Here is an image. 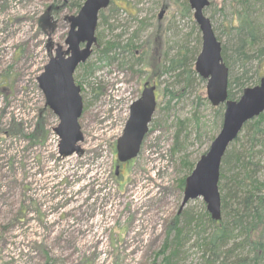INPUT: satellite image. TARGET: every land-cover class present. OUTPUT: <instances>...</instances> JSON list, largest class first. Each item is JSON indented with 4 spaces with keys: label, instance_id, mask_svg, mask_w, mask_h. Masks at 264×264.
Instances as JSON below:
<instances>
[{
    "label": "rangeland",
    "instance_id": "374dc122",
    "mask_svg": "<svg viewBox=\"0 0 264 264\" xmlns=\"http://www.w3.org/2000/svg\"><path fill=\"white\" fill-rule=\"evenodd\" d=\"M207 1L203 15L231 56L229 24L241 0ZM76 3L0 0V264H163L170 256L173 264H205L211 231L205 205L198 198L178 214L181 183L218 135L223 111L206 100L205 81L186 73L201 48L192 12L184 8L186 0H111L98 16L92 55L73 76L82 100L81 152L60 159L53 133L58 121L44 107L36 78L56 46L65 50L64 19L76 16ZM248 12L260 35L248 54L253 59L243 89L257 86L264 75V52L256 53L264 50V6ZM129 39L130 54L103 59L108 44ZM179 51L188 57L184 71L159 81L158 64ZM232 69L233 77H241L242 69ZM145 83L158 86L157 108L139 154L115 175V145ZM163 89L174 97L162 98ZM231 92L235 101L242 93ZM237 148L233 143L229 151ZM175 228L184 229L185 237L164 249L175 244ZM239 254L252 257L246 248ZM262 256L264 263V251Z\"/></svg>",
    "mask_w": 264,
    "mask_h": 264
},
{
    "label": "water",
    "instance_id": "95a60500",
    "mask_svg": "<svg viewBox=\"0 0 264 264\" xmlns=\"http://www.w3.org/2000/svg\"><path fill=\"white\" fill-rule=\"evenodd\" d=\"M109 3L110 0H85L76 16L66 18L69 24L63 44L66 49L56 46L54 56L36 79L44 97V107L58 120L53 132L59 139L58 153L62 159L81 152L78 143L82 142V135L78 120L82 113V100L80 89L74 84L73 74L91 56V48L96 43L94 32L98 13L105 10ZM187 4L201 36V48L194 62V72L206 82L205 95L209 104L214 108L223 105L224 111L218 135L184 181L178 214L189 201L200 198L210 220L217 223L221 220L218 192L221 160L243 126L264 113V75L257 86L243 90L236 102L229 101L228 69L221 58L220 43L214 36L209 20L203 15L209 3L207 0H187ZM163 14L164 11H160L157 19L160 20ZM154 93L155 86L144 84L139 99L129 107V117L115 146L119 165L134 160L140 152L155 112Z\"/></svg>",
    "mask_w": 264,
    "mask_h": 264
},
{
    "label": "trees",
    "instance_id": "16d2710c",
    "mask_svg": "<svg viewBox=\"0 0 264 264\" xmlns=\"http://www.w3.org/2000/svg\"><path fill=\"white\" fill-rule=\"evenodd\" d=\"M76 1V8L79 9L80 4L85 0ZM257 4L263 8L264 0L240 1L241 10L233 16L228 30L229 34H234L235 41L231 56L228 55L226 48L221 45V57L228 69L227 98L231 101H235L236 98L231 89L237 88L242 91L244 87V75L247 74L246 68L248 62L253 59L248 54L254 47H257L256 37L260 34L255 27V22H251L250 13L248 12L250 6ZM184 8L188 12L189 9L186 4ZM69 10L71 9L69 8ZM132 49L131 39L126 40L125 43L122 42V45L115 42L107 45L105 51L102 52V56L103 59L107 60L110 59V55L124 58V55L130 54ZM197 52L198 50H194L189 59L191 61L192 58L193 63ZM263 52L264 50H260L256 53L261 54ZM187 58L184 51H179L176 57L165 58L163 62L158 64L160 71L157 75L158 80L160 81L161 78L172 73L175 74V72H178L177 74L182 73L187 64ZM145 62L147 66H150L151 61L149 59H145ZM233 64L240 70L242 69L241 77H233ZM186 73L188 75L195 74L192 67ZM180 76L181 74L178 75V77ZM160 96L162 98L169 96L170 99L174 97L168 89L160 90ZM217 108H219L218 112L221 114L222 107ZM36 129L42 130V124H38ZM240 135L233 142L238 145L237 150L229 151L228 148L220 164L219 180L224 181L223 185H221V182L219 185L222 193L220 197L221 220L215 223L210 220L208 215H205L211 228L209 238L204 243L205 253L209 254L208 259L204 260L205 264H264L262 263L264 251V113L246 123ZM32 136V139L35 137V139L41 138L40 140H44V137ZM192 169L193 166L189 165L190 172ZM226 173L229 175L228 178H225ZM182 184L184 182L181 183V186ZM190 222L187 217L184 221L185 226ZM175 230L176 234L173 239L175 244H165L164 249L176 246V241L181 239L183 235L185 237L184 229L175 228L173 232ZM238 239L240 241L236 243ZM230 244H232V247L228 248ZM226 248L228 249L226 250ZM244 248L248 249L251 258H249V255H233ZM172 260V256L165 258L163 264H173Z\"/></svg>",
    "mask_w": 264,
    "mask_h": 264
},
{
    "label": "flooded vegetation",
    "instance_id": "af4514ba",
    "mask_svg": "<svg viewBox=\"0 0 264 264\" xmlns=\"http://www.w3.org/2000/svg\"><path fill=\"white\" fill-rule=\"evenodd\" d=\"M145 84H148V86H154L155 85L156 86V91H157L158 86L156 84H152V85H150L149 83H145ZM142 88H143V86H142ZM142 88H141V91H142ZM114 174H115V172H114ZM117 174H118V171H117V173L115 175H117Z\"/></svg>",
    "mask_w": 264,
    "mask_h": 264
},
{
    "label": "bare ground",
    "instance_id": "6f19581e",
    "mask_svg": "<svg viewBox=\"0 0 264 264\" xmlns=\"http://www.w3.org/2000/svg\"><path fill=\"white\" fill-rule=\"evenodd\" d=\"M257 85H258V84H257ZM245 89H248V88H244L243 90H245ZM243 90H242V91H243ZM235 253H237V252H235ZM235 253H234V254H235ZM234 254H233V255H234ZM239 255H241V254H239Z\"/></svg>",
    "mask_w": 264,
    "mask_h": 264
}]
</instances>
